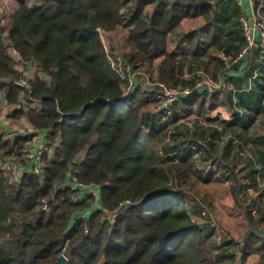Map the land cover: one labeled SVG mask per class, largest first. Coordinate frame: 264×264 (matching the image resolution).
I'll return each mask as SVG.
<instances>
[{"label":"trees","instance_id":"1","mask_svg":"<svg viewBox=\"0 0 264 264\" xmlns=\"http://www.w3.org/2000/svg\"><path fill=\"white\" fill-rule=\"evenodd\" d=\"M15 1L17 7L7 23H0V92L13 107L19 106L22 97L30 105L39 102L45 107L42 114L31 109L27 117L35 132L51 133L46 140H51L50 147L57 145V153L53 160L45 158L40 176H24L16 187L0 174V264H54L63 254L69 264L221 262L223 256L211 258L209 236L186 207V193L179 184L189 167L181 160L182 151L171 145L175 142L171 138L163 142L162 150H156L155 134L147 132L133 92L125 97L122 84L128 81L114 71L98 32H114L128 19L129 50L124 56L128 67L137 72L163 57L156 81L167 87L195 88L197 79L184 78L168 36L184 19L204 18L216 32L215 0H191L185 5L159 0L150 21L144 14L145 0L129 12L124 11V0H39L43 6L37 11L26 0ZM6 34L25 66L36 65L51 78L49 83L37 76L29 80L30 87L19 84L23 73L8 51ZM201 37L200 30L188 35L195 57L201 54ZM244 41L246 46L245 36ZM252 66L250 76L260 67ZM242 84L237 82V88ZM209 95L204 87L182 97L187 113H203ZM249 95L259 100L257 109L263 112L264 87H256ZM210 96L216 102L217 96ZM237 104L246 106L241 96ZM15 112L18 117L24 115L22 107ZM202 128L196 122L194 133ZM32 137L28 133L13 140L0 136V159L12 154L20 158ZM201 145L196 143L198 150ZM250 162L255 175L264 178V156ZM70 173L79 183L100 188L103 206L111 213L119 212L115 223L95 209L91 192L81 202H73L79 191L68 185ZM233 178L232 192L238 199L243 185L238 175ZM44 200L49 202L47 211L41 209ZM248 214L252 216L251 211ZM241 254L240 264L250 255L264 264V236L250 234Z\"/></svg>","mask_w":264,"mask_h":264},{"label":"rangeland","instance_id":"2","mask_svg":"<svg viewBox=\"0 0 264 264\" xmlns=\"http://www.w3.org/2000/svg\"><path fill=\"white\" fill-rule=\"evenodd\" d=\"M26 3L29 8L34 11L39 10L43 6V2L39 0H26ZM16 7L17 2L15 0H0V23L5 25ZM260 15L264 17V10L261 11ZM121 30L123 31V28H121L118 33H114L115 31L106 32L104 30L98 32L104 42L109 61L114 71L118 75L122 74L124 76L122 80L126 81L128 79V85L125 83L122 84L125 90V97H127L131 92L134 93V91L139 92V97L145 98L148 92L154 94L152 96V100H154V102H152L153 104L144 109L142 112L145 113L151 111L158 114L157 119L159 122L161 120V123H163L161 128L164 127L163 129L166 133V137L164 139L165 143L169 142L170 138L174 139V135L179 134L184 128L187 129L188 134H186L183 138L178 139L181 141L176 144L183 150L182 154L184 158H187L189 154L195 151L194 149H197L196 144H194L193 137L195 134V123L198 121L204 127V132L202 133V137L199 142H202L205 148L213 147L212 145L215 146V155L210 156L211 167L205 168L200 166L201 163H197L198 166H193L192 168V174L190 175L189 173L188 176L184 178V180H181L179 184L181 189L186 193V207L188 208L193 204H196L203 209L202 213L204 210L208 213L203 217L207 219L204 224L212 231L210 240L212 239L211 242L213 243L209 240L210 246L212 247V244L216 245V247L213 246L212 248L214 251H212L211 258L215 260L217 256H223V247H225L229 242L233 240L235 241L234 237H236V240H242L246 236L247 232L254 227V225L259 233L264 235V199L260 198V194L263 189H258L251 185L252 178L257 170L255 166L251 164L250 159H252L253 156L257 159L264 156V111L261 113L256 111L257 101L256 103L255 101L253 102L250 99L251 96L249 95L256 87L257 77L249 78L248 76H250V74H247L248 76L246 75L241 79L243 83L241 89L236 90V88L228 83L229 79L223 76L222 71H217L216 69L214 70V67H211V70L201 69L196 70L192 74H185L186 77L184 78H196L197 85L200 84V87L202 86L201 89L206 87L210 91V95H216L218 100H223L228 94H236L235 99L241 96L248 109L253 110L255 108V110H253V116H250L247 120H244L247 109L246 107L242 108L237 104L232 106V108H228L230 112L227 119L230 118L231 114H233L234 119L230 118L228 121L231 120L234 122L236 119V130H234L231 125L223 127L220 125L219 120L215 121L201 114L188 116L186 113L187 108L183 106L184 98L181 97L183 92L181 91L183 90L181 86L177 88L180 92L167 89L163 84L156 81L152 67L144 66L137 72L127 68L128 64L124 59L127 52L125 51L124 35ZM6 35L8 51L15 60L16 68L21 70L23 73V79L21 82L29 83V80L35 79L39 76L49 83L51 78L46 73L42 72L36 65L30 67L25 66L21 56L11 43L9 35ZM186 43L187 41H184L181 45L184 52H188L189 50ZM257 55H260V51L253 53L249 60L246 59L247 66L249 65L250 68L253 67V61L254 58L258 57ZM221 56L219 57V60H221L220 65L222 70L230 68L231 59L229 57V59H223L224 55ZM260 72L261 71H258L257 74ZM135 80L137 85H135ZM139 89L141 90L139 91ZM197 91H200V89H197L196 92ZM161 95L162 97H160ZM4 97L6 96L4 95ZM209 100L210 98H207V106L210 105ZM19 106L24 109V115L22 117H18L15 112L16 110H19ZM19 106L13 107L7 103L4 107L0 106V115L4 117V119L6 117L4 121L6 130H2L4 132H1L2 134H0V136H3L6 140L10 138L13 140V138H17L20 134L27 133L29 135L32 134L34 137L35 133H38L35 132L27 116L31 113V109L35 110V113L37 114H42L46 110L45 107L39 102H35L30 105L24 97H22ZM50 134L51 133L49 132L47 135ZM217 135L219 136L215 137ZM33 137L25 143V150L30 149L29 146L32 147V145L39 141V138L36 139L35 137L33 139ZM230 141H232L231 146L233 147V151H231V153L228 149ZM50 142L51 140H48V143ZM164 146H161L159 150H162ZM25 150L21 154L20 158L16 160L17 162H20L23 167L27 165L26 155L24 154ZM52 150L56 155L57 145H54ZM217 155L218 159L216 158ZM16 156L15 154H12L9 157H11L12 160H15ZM3 157L8 158L6 156ZM53 159L54 158H52V160ZM208 170L211 172H219L220 177L217 178H220V180L218 181V179H213L210 181L202 177V174ZM234 175H238L247 188L245 192L238 194L237 201L235 197L230 198L229 193V190H231L232 185L235 183V178H233ZM221 178H224L227 183L223 182V179L221 180ZM249 186L253 188L254 192L252 191L249 193L247 191ZM98 189L100 188H94L93 191ZM87 195V192L79 194L82 200H84ZM201 203L203 205H201ZM230 204L232 206H230ZM230 207L232 208L230 209ZM252 208H256L258 210L256 217H250L248 214ZM236 212L238 215H236ZM196 221H198V219H196ZM236 251L231 253L232 257L230 259V264H235L236 262ZM224 258V260L227 259L226 256Z\"/></svg>","mask_w":264,"mask_h":264},{"label":"crops","instance_id":"3","mask_svg":"<svg viewBox=\"0 0 264 264\" xmlns=\"http://www.w3.org/2000/svg\"><path fill=\"white\" fill-rule=\"evenodd\" d=\"M139 1H141V0H124V11L129 12L131 10H134L137 7ZM145 1H146V7L144 10V14H145L146 20L150 21L159 0H145ZM168 1H169V3L180 1L181 3L183 2V5H185L186 3H188L191 0H168ZM253 11H254V9L250 6L249 0H224V1H222L216 7V11H215L216 15H215V13H213V15H215L214 23H215V26H217L216 32H214V29L208 28V22L204 18L184 19L180 23V25L172 33H170L168 36L169 47H170L169 49L171 52H177L178 53L179 58H180V65L182 67L184 77H186L185 74H192L196 70H201V69L211 70V67H214V70L216 69L217 71H222L223 76H225L229 79L228 83H230L234 88H236V90H238L236 83L242 82L241 79L243 77H245L247 74H250L251 68L249 67V65L247 66L246 61H243L240 64H237L238 67L232 65V66H230V68H227V69L225 68L222 70V67L220 65L221 60H219V57L221 55H224V52H225V54H227V56L226 55H224V56L232 59L235 56H237L239 54V52H241L242 49L245 47V41H244V43L242 42L244 35L242 33V25L240 22V18L243 15L251 16L253 14ZM127 22H128V19H126L124 22H122V24H120V26L114 32V33H116V32L118 33V31L121 28H123V31L122 30L121 31L123 32V35H124V44H125V48H126L125 51L126 52H128V50H129L127 45H126V40L129 36V32H130V28L127 26ZM219 28H220V30H219ZM197 30H200L202 32V37H201V40L198 44V46L200 47L201 54L199 56L195 57L194 55H192V52H191V46H190V43L188 42V35L190 32L197 31ZM184 41H187L186 45L189 49L188 52H186V51L184 52L183 48L181 46ZM163 60H164L163 57L158 58L155 61L154 65L152 66L153 71H154L153 74H154V77L156 80L159 79L160 67H161ZM258 71H261V72L259 74H257ZM252 74H254V75L249 76V78L257 77L256 87L257 88H263L264 87V67H257V69ZM140 90L141 89H139V91ZM132 95H133L132 99L134 100V102H137V104L140 107L141 112L144 109H146L147 107H149L150 105H152L153 104L152 102H154V100H152L153 94L151 92H148V94H146V98L145 97H139L138 96L139 92H134V93H132ZM235 95L236 94H234V95L228 94L223 100H221V99L218 100V98H217L216 102H213L211 100V96H208L207 98H210V100H209L210 105L207 106L208 105L207 104L204 112L200 113V114L204 115V116H206L212 120H215V121L219 120L220 125L223 127L231 125L232 128H234V130H236V121H235L236 119L234 120V122L231 120L228 121V119H230V118L234 119L233 114H231L230 118L227 119V116L230 112L228 108H230V107L232 108V106L236 105ZM207 98H206V102H207ZM250 99L253 102L255 101V103L257 101L256 105H257V108H259V105H258L259 100H257V98L256 99L250 98ZM243 102H244V100H243ZM6 103L8 104L7 100L5 99L3 93L0 92V106L4 107L6 105ZM183 106H185L184 103H183ZM185 107L187 108V105ZM245 107H247V105ZM242 108H244V107L242 106ZM257 108H256V111H258ZM248 110L250 113H248L247 115L245 114L244 120L246 118L248 119L250 116H253V110H255V108L253 110L252 109H248ZM258 112H260V111H258ZM142 114H143V117L145 118L147 131L153 132L155 134L154 143L156 146V150H158L162 146L164 139H165V136H166V133L163 129L164 127L161 128V125H163V123H161V120L159 122V120L157 119V116H158L157 113H153V112L149 111V112H145V113L142 112ZM194 114H199V113H193V114L187 113L188 116H193ZM5 119H6V117H5ZM5 119H4V117H2L0 115V130H6V127L4 124ZM178 127H181V126H178ZM203 132H204V129L202 128V130H198L197 133L194 134V137H193L194 140L193 141L195 144L201 139ZM186 134H188V131L186 128H184L179 134L174 135V141L175 142L171 145L175 149L176 148L178 149L179 147L176 144L180 143L179 141H181L178 139L183 138ZM212 143H214V142H212ZM212 143H211V145H212ZM212 146L213 147H210V148L206 147L205 148V146L201 145L202 149H200V150L194 149L195 151H193L191 154H189L187 156V158L183 157V154H182L183 150L180 148L178 149L179 152H180V150L182 151V153H180L181 157H182L181 160H185V163H187L188 167H190L189 170L191 169L189 171L190 175L192 174L191 171L193 170L192 169L193 166H198L197 163H201L200 166H203L205 168L211 167V161H210L211 157L210 156L215 155V153H214V151H215L214 147L215 146L214 145H212ZM216 158L218 159V155L216 156ZM202 177H204L205 179H208L210 181L213 179L214 180L218 179V181L220 180V178H217V177H220L219 172H211L210 170H208L207 172H204L202 174ZM222 179H223V182L227 183V181L224 178H221V180ZM239 179H240V177H239ZM252 181H254L256 183V186H255L256 188H258V189L262 188L263 189L262 193L260 194V198L264 199V178L261 176L260 173H258L254 176V180H252ZM240 182L243 185L241 192H245L246 186L241 179H240ZM229 191H230L229 192L230 198L231 197L233 198L234 195L232 192V188ZM247 191L250 193L253 191V188L249 186ZM236 201H237V199H236ZM193 205L188 207L187 209L191 213V216H192L194 221H196V219H198V221H196V222L203 229L205 234H207L209 236V240H210V238L212 236V231L204 224V223H206L207 219L203 218L204 216H202V210L203 209H201V207H199L196 204H193ZM201 205H203V204L201 203ZM230 206H232V205L230 204ZM231 208L232 207H230V209ZM250 211H251V215L256 217L258 210L256 208H252V210H250ZM236 215H238L237 212H236ZM235 231H236V229H235ZM222 233H223V231H222ZM252 233L260 234L255 225H254V227H252L247 232L246 236L242 240H236V237H234L235 241L233 240V241L229 242L225 247H223V259L218 264H230V262H231L230 259L232 257L231 253L235 252L236 250H237L236 251V264H240L241 261L243 260V256L241 254V251L244 247V244H245L248 236ZM211 241H212V239L210 240V242ZM211 243H213V242H211ZM213 246L216 247V245L212 244V248H213ZM216 253H218V252H216ZM224 255L227 257L226 260H224L225 259ZM228 255H229V257H228ZM243 264H259V258L255 255H250V256L245 258Z\"/></svg>","mask_w":264,"mask_h":264},{"label":"built area","instance_id":"4","mask_svg":"<svg viewBox=\"0 0 264 264\" xmlns=\"http://www.w3.org/2000/svg\"><path fill=\"white\" fill-rule=\"evenodd\" d=\"M250 6L254 9L253 14L251 16L249 15H243L240 18V22L242 24V30L244 33V36L247 40V45L242 49V51L235 57L230 60V66L238 64L242 61H244L247 56L254 52L255 50L260 51V55L258 57L254 58V63L259 64L260 67H264V17H262L261 11L264 10V0H249ZM101 32V29L98 30ZM229 59L228 57L223 56V59ZM129 69V67H127ZM127 69V70H128ZM129 71V70H128ZM122 78L124 77L122 74L119 75ZM128 80V79H127ZM124 81V80H122ZM2 81H0L1 83ZM23 87H30L28 83L20 82L19 83ZM135 85H137V82L135 80ZM165 86V85H164ZM167 89H171L172 91H179L177 88L173 87H167ZM200 84H196L195 88H186L181 91L182 96H192L194 93H196L197 89L201 90ZM162 97V95L160 96ZM21 108V106H19ZM2 131H0V134ZM36 137L39 138V141L32 145V147L29 146L30 149L25 150L27 165L23 167V165L20 164V162H17L16 160L19 159L18 156H16L15 160L11 157L8 158H1L0 159V174L5 179L6 183L9 186L16 187L18 186L23 177L27 175H37L40 176L43 173L44 167H45V158L47 157L49 160H52L54 157V151L52 150V147H50V143H48L47 134L43 132L35 133L33 139ZM48 143V144H47ZM163 155V153H162ZM172 157V154L169 155ZM68 185L73 186L75 189H77L80 193L85 192H91L97 199L95 203V209L96 210H102L105 215H109V219L112 223H115L117 221L119 212H110L107 208H105L100 200V189L93 191V189L98 187H91L87 186L83 183H79L76 175L70 173V177L68 180ZM82 199L79 195L75 196L73 198L74 203L81 202ZM130 202V201H128ZM41 209L43 211L49 210V202L47 200L43 201V204L41 206ZM255 213V212H254ZM87 214V213H86ZM208 213L207 211H203L202 215L206 216Z\"/></svg>","mask_w":264,"mask_h":264},{"label":"water","instance_id":"5","mask_svg":"<svg viewBox=\"0 0 264 264\" xmlns=\"http://www.w3.org/2000/svg\"><path fill=\"white\" fill-rule=\"evenodd\" d=\"M222 1L224 0H215L214 2H212V5L216 8ZM54 264H69V259L66 255L63 254Z\"/></svg>","mask_w":264,"mask_h":264}]
</instances>
